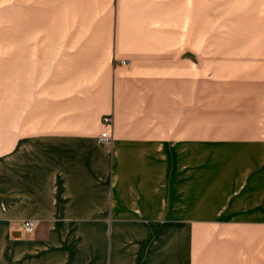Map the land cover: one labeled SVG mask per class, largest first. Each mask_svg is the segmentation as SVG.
Here are the masks:
<instances>
[{"label": "crops", "instance_id": "crops-1", "mask_svg": "<svg viewBox=\"0 0 264 264\" xmlns=\"http://www.w3.org/2000/svg\"><path fill=\"white\" fill-rule=\"evenodd\" d=\"M29 1L0 0V264H264V0Z\"/></svg>", "mask_w": 264, "mask_h": 264}, {"label": "rangeland", "instance_id": "rangeland-1", "mask_svg": "<svg viewBox=\"0 0 264 264\" xmlns=\"http://www.w3.org/2000/svg\"><path fill=\"white\" fill-rule=\"evenodd\" d=\"M29 6H30V8L31 7H37L38 6V1L36 2V1H34V0H30L29 1ZM19 7H20V0H13V5L11 6V9L13 10H15V9H19ZM7 11V10H6ZM10 20H13L14 22H18L19 23V20H20V16H8V15H0V56H3L4 55V48H3V45H4V39H5V30H6V27L9 25V23L11 22ZM3 68H4V64L3 63H0V71H2V72H0V78H1V76H3ZM102 122H103V126H104V129H103V131H105V130H109L111 133H112V131L109 129V127H111V126H106L105 124H104V117H103V119H102ZM105 126L107 127L106 129H105ZM102 131V132H103ZM101 132V133H102ZM100 133V134H101ZM112 136H113V134H112ZM107 147H110V146H107ZM28 222H30V221H28ZM35 223V222H34ZM23 228L25 229V223L23 224ZM36 228V227H35ZM25 231H26V229H25ZM27 232V231H26ZM28 233V232H27ZM1 244V246H3V243H0ZM1 262V261H0Z\"/></svg>", "mask_w": 264, "mask_h": 264}, {"label": "built area", "instance_id": "built-area-1", "mask_svg": "<svg viewBox=\"0 0 264 264\" xmlns=\"http://www.w3.org/2000/svg\"><path fill=\"white\" fill-rule=\"evenodd\" d=\"M104 124L106 126H112L113 119L112 117H104ZM99 143L103 146H112L113 145V136L109 130L103 131L98 137ZM36 224L33 221L25 223V229L28 233H33L35 231Z\"/></svg>", "mask_w": 264, "mask_h": 264}]
</instances>
